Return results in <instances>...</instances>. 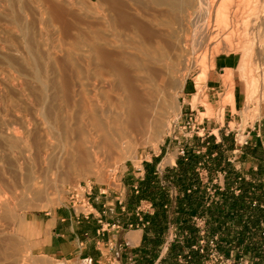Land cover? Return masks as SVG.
Wrapping results in <instances>:
<instances>
[{"label":"bare ground","instance_id":"6f19581e","mask_svg":"<svg viewBox=\"0 0 264 264\" xmlns=\"http://www.w3.org/2000/svg\"><path fill=\"white\" fill-rule=\"evenodd\" d=\"M0 16L21 55L0 49L13 68L0 70V222L42 200L33 178L53 140L62 180L119 150L122 161L156 147L180 116L187 72L199 70L198 88L206 80L203 53L241 54L243 118L264 104V0H0ZM233 77L223 75V101L234 108ZM18 249L0 238V263Z\"/></svg>","mask_w":264,"mask_h":264},{"label":"crops","instance_id":"0c3cea01","mask_svg":"<svg viewBox=\"0 0 264 264\" xmlns=\"http://www.w3.org/2000/svg\"><path fill=\"white\" fill-rule=\"evenodd\" d=\"M238 65L232 54L216 58L207 81L211 97L215 91L225 95L223 75L232 71L235 81ZM242 93L235 85L234 108H224L223 122L206 117L192 139H167L160 153L138 173H129L119 188L109 194L95 191L87 213L70 205L54 211L47 220L44 255L80 264H194L208 256L211 241L234 249L239 258L258 244L263 248L264 124L247 135L231 127L242 111ZM187 155L198 162L192 169L197 178L187 189L194 199L190 206L183 202L182 177L164 179L172 171L181 175ZM147 170L158 174L161 186L169 190L170 203L163 209L166 223L160 230L151 222L157 214L153 204L138 198ZM260 255L264 258V252Z\"/></svg>","mask_w":264,"mask_h":264},{"label":"rangeland","instance_id":"374dc122","mask_svg":"<svg viewBox=\"0 0 264 264\" xmlns=\"http://www.w3.org/2000/svg\"><path fill=\"white\" fill-rule=\"evenodd\" d=\"M11 29L12 27L6 24L0 16V49L4 47L9 57L21 61L20 53L10 48L12 44L7 36ZM10 33L13 39H19L20 36L14 31ZM5 50H1L0 55L6 56ZM229 54L235 55L239 64L241 54L236 52L220 54L207 52L198 57L199 62L204 59L207 60V78L201 88H198L196 80L199 76V70L187 72L185 85L178 97L181 107L180 116L172 122L171 129L156 147L143 144L136 149H131V152L136 153L122 161L119 160V155L125 150H119L111 155H105L97 162L92 160L87 164L89 170L86 174H83L80 168L74 166V170L71 171L67 179L62 180L65 173L68 172L67 162L63 157L61 147L53 140L50 159L36 166L37 169L33 178L36 187L43 191L42 200L36 203L35 208H28L24 205L23 207H17L13 217L0 222V238L5 240L15 239L19 248L17 261L9 259L0 264H80L77 260L71 258L51 259L44 255V252L47 251L45 244L49 236L48 227L46 226L48 218L54 211L69 206L68 193L73 187L87 183L92 185L94 192L106 191L109 194L112 190L119 188L121 182L126 181L125 178L128 177L129 173H138L144 167L146 161L152 160L154 155L159 154L167 139L174 137H178L179 140L192 139L202 128L206 117H215L219 122H223L224 108L227 106L223 101L224 95L221 94V91H215L213 95L211 94L213 96L211 97L207 91V81L209 73L215 67L216 58L219 55ZM260 63L258 61L257 67L260 66ZM12 69L5 62L0 64V70L4 73ZM234 74L236 75L235 81L233 80L234 84L240 85L243 92L236 71ZM0 83L2 82L0 81ZM224 86L226 87L225 82ZM195 95H197V99L193 102ZM204 108L206 109L205 113ZM262 124H264V104L258 102L253 105L248 118H243L242 114L239 113L237 121L231 127L239 129L247 135L248 132ZM240 141H245L243 134L240 136ZM78 175H81V177ZM30 199H33V197H30ZM42 205H47V207L41 208ZM254 238L258 239L255 235ZM262 252H264V247L262 248L258 244L246 250V255H242L243 258H239L234 249L226 245L218 246L216 243V249L213 252L210 250L208 256L197 258V263L194 264H244L246 260L249 261V264H264V258H261L262 255H260Z\"/></svg>","mask_w":264,"mask_h":264},{"label":"trees","instance_id":"16d2710c","mask_svg":"<svg viewBox=\"0 0 264 264\" xmlns=\"http://www.w3.org/2000/svg\"><path fill=\"white\" fill-rule=\"evenodd\" d=\"M159 160L160 158L154 160L153 165L156 166ZM197 163V158L194 155H187V165H184L181 175L172 171L167 173L164 177L165 180H175L178 176L182 177V188L185 194L183 202L189 206L194 203V199L191 194L187 193V189L192 187L193 181L197 178L192 170ZM138 189V198L148 200L157 210V214L152 218L151 222L155 225L156 230H160L166 223V215L163 209L170 203L169 190L161 186V180L158 174H154V172H149L148 170L145 179L140 182Z\"/></svg>","mask_w":264,"mask_h":264},{"label":"built area","instance_id":"2783aa9c","mask_svg":"<svg viewBox=\"0 0 264 264\" xmlns=\"http://www.w3.org/2000/svg\"><path fill=\"white\" fill-rule=\"evenodd\" d=\"M182 155H184V151H182ZM94 194V189L91 184H79L76 187H73L69 193V205L73 207V209H77L81 214L87 213L91 208V197ZM150 207V204H147ZM142 222V219H140ZM261 236L264 239V225L261 231ZM211 251L216 249V244L214 241L210 242ZM205 250L202 248L201 253H204ZM181 264H187V261H183ZM244 264H249V261L246 260Z\"/></svg>","mask_w":264,"mask_h":264}]
</instances>
